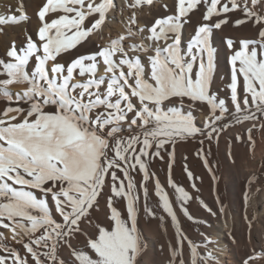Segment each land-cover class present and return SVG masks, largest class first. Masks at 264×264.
I'll return each mask as SVG.
<instances>
[{"label":"snow or ice","instance_id":"1","mask_svg":"<svg viewBox=\"0 0 264 264\" xmlns=\"http://www.w3.org/2000/svg\"><path fill=\"white\" fill-rule=\"evenodd\" d=\"M153 5L154 0H132L124 33L90 54H75L73 50L85 47L101 30L115 8L113 0H41L35 13L36 38L26 31L21 48L15 41L6 47L0 59V99L8 104L0 112V228L11 233L25 255L0 244V264H66L59 258L65 248L73 264H141L147 244L138 227V188L144 214L160 227L167 218L175 229L174 242L167 245V264L217 260L187 237L169 192L150 168L157 159L167 164V187L189 221L195 219L188 208L194 199L217 216L173 179L175 149L178 141L200 138L196 155L212 173L210 149L203 145L218 144L234 124L245 122H252L247 139L250 151L254 149L253 130H264V121L259 127L256 123L264 117V0H173L171 8L165 5L172 14L139 27L137 10L150 11ZM201 9V21L187 51H182V25ZM16 12L19 15L0 16V34L7 35L3 26L28 20L23 4ZM237 12L242 17L233 20L230 14ZM245 25L254 30V37L224 39L231 53L229 107L211 91V37L214 30ZM141 54L150 66L147 76ZM64 55L73 58L61 62ZM101 67L103 75L98 76ZM13 85L25 87L13 96ZM197 110L204 113L202 126L194 116ZM231 147L229 142L230 160ZM184 171L189 180L199 179L187 167ZM212 178L215 183V174ZM150 182L156 208L147 203ZM191 186L196 189L195 183ZM248 199L245 192V205ZM158 210L163 214L158 216ZM101 211L106 224L99 222ZM219 211L223 214V205ZM248 224L250 229L251 221ZM200 235L205 246L213 243L205 233ZM258 261H264V250H253L242 264Z\"/></svg>","mask_w":264,"mask_h":264},{"label":"bare ground","instance_id":"2","mask_svg":"<svg viewBox=\"0 0 264 264\" xmlns=\"http://www.w3.org/2000/svg\"><path fill=\"white\" fill-rule=\"evenodd\" d=\"M131 2L132 0H113L115 8L110 10L107 14L106 21L102 25L101 30L91 36L90 41L85 47L79 48L78 52L77 50H73V52L75 54H90L91 51L96 50L97 46L105 44L110 38H116L112 37L113 32L117 35L124 33L125 26L130 17L129 15L132 13L129 12V14L127 11L128 9L133 11L128 7V4ZM21 4H23L24 10L27 13L28 20L18 25L3 26L7 35L0 34V59L5 58L6 47L10 46L13 41H15L18 49L24 45L26 31L28 34H31L34 39L36 38L35 32L38 26V20L35 13L38 11L41 0H0V16L19 15L16 9ZM165 5L171 8L173 0H154V5L151 7L150 11L147 7L142 12L137 10L138 26H150L154 18L172 14L165 9ZM117 10L119 12L125 10L123 15L121 14L118 16V23L115 18V11ZM202 11L203 9L194 11V14H190L191 21L188 24L182 25V51H187V46L191 36L194 34V29L201 21ZM230 15L233 20L242 17V14L239 12ZM144 35L146 36L147 33H144ZM254 35V30L247 25L239 28L227 26L224 27L222 32L220 30H214L211 37V45L214 49V71L211 85V91L213 93L223 96L229 94L227 86L230 82L231 69L228 58L231 53L224 43L225 37H235L239 39L252 38ZM71 58L73 57L64 55L61 62L70 61ZM141 62L144 65L146 76L149 75L150 66L147 57L143 54H141ZM31 68L32 64L30 63L27 70L30 72ZM97 75H103L102 67L99 68ZM24 87L25 85L9 86V92L14 96L16 92L21 91ZM228 102L229 107H231L229 100ZM6 106H8L7 102L0 99V112H2ZM12 106L14 107L15 104ZM21 106L27 107V105ZM194 116L197 124L202 126L204 113L197 110L194 112ZM237 135L242 136L243 140L237 142L235 140ZM247 136L248 135L243 133L241 128L236 125L222 134L218 144L216 141H213L211 145L205 142V150L210 149V155H208L207 158L209 165L212 166V173L205 168L203 161H201L196 154L192 156L187 154V151L192 149L193 146L190 144L194 140L177 142L175 163L172 169L173 179L185 187L191 195L199 197V199L204 200L212 207L217 213L215 217L210 216V214L200 206L199 201L194 199L189 202L188 208L195 219L194 221H189L180 211L179 205L175 203L173 190L167 187V164L157 159L153 161L150 168V171L157 174V177L165 186L166 191L169 192L182 230L190 240L199 245L201 252H213L217 257V260L213 262V264H242V260L246 258L247 255H251L253 250L256 252L264 250V185L260 188L261 185L257 183L259 164L264 163V130H253L252 137L255 141V145L254 149L251 151ZM229 142H231L232 145L231 151L233 159L231 160L228 157ZM248 156L250 157L249 166L244 162L245 158ZM185 167L188 169L191 168L192 170L195 169L196 172H199L200 174L193 172L194 176L199 179L189 180L184 173ZM248 167L252 169L247 170ZM213 174L217 177L215 183L212 178ZM250 178L252 179L251 183H249ZM136 180L139 184V175H136ZM193 183H195L196 189L192 188L191 185ZM147 187L149 190L147 203L149 207L156 208L157 198L154 195V182H150ZM137 190L141 197L138 227L147 244V248L141 256V264H167L169 258L167 245L174 242L173 236L175 234V229L171 226L170 220L167 218L165 220V226L160 227L157 220L149 218L144 214L143 193L139 188ZM245 192H247L249 196L247 205H245ZM217 197L220 201L219 205L216 203ZM103 205L104 200L102 199V208ZM220 205L224 207L223 214L219 211ZM117 207L124 212V208L120 202H117ZM162 214V210L157 211L158 216ZM245 216H247V220H245ZM205 221H207V224L204 223ZM248 221H251L250 229ZM96 222V220H93V224ZM99 222L108 223L103 211L99 213ZM202 232L213 241L212 244L205 246L204 238L200 235ZM0 234H2V237H0V244L15 248L23 256L24 252L22 245L11 240V233L7 229L0 228ZM233 240L235 242H233ZM184 255L185 257L188 256L186 244L184 246ZM59 258L63 259L66 264H73L70 250L67 248L60 251ZM256 264H264V261H258Z\"/></svg>","mask_w":264,"mask_h":264},{"label":"rangeland","instance_id":"3","mask_svg":"<svg viewBox=\"0 0 264 264\" xmlns=\"http://www.w3.org/2000/svg\"><path fill=\"white\" fill-rule=\"evenodd\" d=\"M125 8V7H124ZM123 12V13H122ZM128 13L130 12H132L131 10H129L128 9V11H127ZM125 13V10H122L121 12H119L118 10L117 11H115V18H116V22L118 23L119 22V17L118 16H120L121 14L123 15ZM128 13H127V15H128ZM129 13V14H130ZM131 15V14H130ZM129 15V16H130ZM118 17V18H117ZM109 32V31H108ZM111 34V33H110ZM118 35L116 34V33H114L113 32V34H112V37H117ZM102 46V45H101ZM220 98H223V99H225L226 101H230V97H229V94H227L226 96H223V95H218ZM264 121V117H262L261 118V120L258 122H256L257 123V126H259V124L258 123H260L261 121ZM236 125L234 124L232 127H235ZM237 126H239L240 128H241V130H242V132L243 133H245V134H247L248 135V133H247V129L248 128H250L251 126H252V122L250 123V122H245V123H243V124H241V125H237ZM231 127V128H232ZM257 131H261V130H257ZM199 139L200 138H197L196 140H194L190 145H192L193 147H192V149H189L188 151H187V154L188 155H190V156H192L193 154H196V151H197V149L200 147V144H199ZM204 146H206V144H204L203 145V147ZM194 148V149H193ZM192 152V153H191ZM247 160V161H246ZM249 160H250V157L248 156L247 158H245V163L249 166ZM263 161H264V156H263ZM260 165V166H259ZM258 166V169H259V173H258V178H257V183L259 184V185H261L260 186V188L264 185V163H262V164H259ZM250 170V169H252L251 167H248L247 168V170ZM192 173L194 172V173H197V174H200L199 172H196L195 171V169H189ZM184 173H185V171H184ZM23 252H24V250H23ZM23 255H25V253L23 254ZM29 259H30V257H29Z\"/></svg>","mask_w":264,"mask_h":264}]
</instances>
